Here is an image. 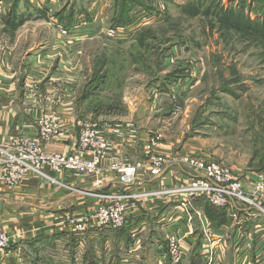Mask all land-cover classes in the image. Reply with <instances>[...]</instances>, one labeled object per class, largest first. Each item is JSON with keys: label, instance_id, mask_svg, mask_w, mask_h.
Instances as JSON below:
<instances>
[{"label": "rangeland", "instance_id": "rangeland-1", "mask_svg": "<svg viewBox=\"0 0 264 264\" xmlns=\"http://www.w3.org/2000/svg\"><path fill=\"white\" fill-rule=\"evenodd\" d=\"M1 1L3 8L14 14L19 10H35L36 6L41 9L49 2ZM53 10V15L70 14L73 18L75 32L66 43L71 44L69 54L73 66L68 69V80L72 84L74 111L83 120L133 126L136 136L132 148L137 155L130 161L135 164L151 160L152 166L161 164V175L154 176L147 169H141L138 176L145 173L157 184L169 173L174 177L180 175V182L170 189H183L190 185L193 172L186 164L177 161L193 156L229 170L234 178L245 180V186H250L253 174L264 168V0H58ZM126 16L130 23L119 28L122 30L118 32L122 33L115 36L112 33L114 20L126 19ZM57 24H54L55 28L59 26ZM19 33L9 35L13 40L8 37V45L17 41ZM24 36L17 42L18 52L35 45V33L26 36L27 39ZM56 37L64 42V37H59L58 33ZM3 51L10 53L7 48ZM45 113L36 119L37 125ZM149 138L159 140L155 141L156 146L148 147ZM122 150L126 160L130 158L123 146ZM0 162L1 171L5 172L1 153ZM178 166L182 167L181 170ZM103 172L114 176L122 187L121 174L108 170L104 164L94 174L69 171L75 177L90 180L91 190L78 189L77 192L95 196L98 203H103L99 196L108 195L102 189L93 188L98 180L104 186L108 184L102 177ZM28 173L35 174L30 170L25 175ZM138 188L137 185L132 191L113 193L134 196L122 200L125 206L122 227L127 223L132 201L147 203L151 197L162 196L164 190L149 192ZM177 197L174 203L171 201L172 206L178 208L174 212L187 214L188 204L193 199L181 194ZM165 199L168 197H162L163 201ZM202 200L214 207L208 200ZM180 207L184 211H179ZM226 211L228 218L237 220V231L246 232L251 217L256 222L258 218L263 224L255 226L257 223H251V228L264 230V215L256 210L235 214ZM67 214L72 215L71 212ZM62 219L63 226H66L65 216ZM122 227L109 229V235L106 232L98 242L87 244V255L98 260L92 261L96 264H158L154 244L155 238L161 234L157 226H147L145 234H137L140 240L136 250L133 246L129 249L118 246L113 231ZM258 238L261 239L262 235ZM171 239L169 237L168 244ZM216 241L220 243L219 239ZM228 241L224 244L227 252L225 264L234 262L241 252L240 246L238 250L234 248L236 242ZM217 242L210 247V264L219 254ZM244 249L243 256L247 261L244 253L248 254L250 245ZM258 257L253 260L264 264V255ZM70 264L85 262L79 257L72 258Z\"/></svg>", "mask_w": 264, "mask_h": 264}, {"label": "crops", "instance_id": "crops-1", "mask_svg": "<svg viewBox=\"0 0 264 264\" xmlns=\"http://www.w3.org/2000/svg\"><path fill=\"white\" fill-rule=\"evenodd\" d=\"M57 1L49 0L41 9L40 6H36L32 11L19 10L15 13L19 17L15 27L0 28V40H4V43H0V153L13 152L14 148L23 142L39 140L36 119L43 112L57 115L59 131L57 142L44 145L45 152L69 154L75 150L78 123L83 117L74 111L71 101L72 84L68 80L70 73L68 69L73 63L69 54L71 44L66 43L70 36L62 35L57 29L58 26L55 28L54 24L63 26L69 35L75 31L64 27L56 14L53 15ZM0 2L2 3L1 0ZM23 2L25 3L24 0H20V3ZM18 31L20 33L17 41L8 45L9 35L15 36ZM34 33V47L27 50L23 48L18 52L17 42L21 40L22 35L27 39L26 36ZM57 33L59 37H64V42L56 40ZM3 48H7L10 53L3 51ZM123 147L130 157L126 162L133 163L130 160L135 158L137 153L133 150L132 144L128 142ZM42 171L46 177L28 173L17 183L5 182L3 178L6 177V173L1 171L0 162V232L5 233L9 239L7 249L0 252V264H43V260H46L45 264H70L72 258L76 260L79 257L85 264L91 262L96 264L97 257L87 255L88 243L98 242L106 232L109 235L111 233L109 229L95 228L91 223L87 231L75 234L62 224L63 216L69 212L74 216L93 214L98 198L77 192L78 189L91 190L90 180L75 177L68 172L56 173L48 167L42 168ZM103 173L102 177L104 176L108 183L102 189L103 193L132 191L133 187L123 189L114 176L108 172ZM139 179L136 183L139 191L152 192L160 188L168 190L175 187L181 177L180 175L174 177L169 173L168 177L161 182L157 181V184H154L155 180L149 179L145 173L141 174ZM242 183L245 186L247 181L242 180ZM137 185L134 187L137 188ZM162 197H151L147 203L131 202L127 223L121 229L113 231L118 246L122 245L128 249L133 246V250H136V244L140 240L137 234H145L147 226L153 225L157 226L161 234L155 238L154 244V255L158 256V264L160 262L173 264L169 253V237L175 238L181 246L179 264H210L205 258L211 259L210 247H214L218 239L219 254L216 261H212L211 264H225L227 252L224 244L225 241L229 242V239L231 243L232 241L237 243L234 247L237 250L240 246V254L246 251L244 247L250 245L249 255L244 253L247 255L246 258L248 257L244 264H257L253 257L258 260V255H264V230L257 231L256 228H251V223H257L255 226L261 224L258 218L256 222L249 216L251 217V222L247 221L249 229L243 233L237 231V220L228 218L225 209V222L216 226L208 218L203 204L189 202L190 208L186 207L187 214H180L174 212L177 206H172L170 200L163 201ZM179 211L184 209L179 208ZM173 213L177 215L173 216ZM118 232H124L129 237L127 244L124 238L117 237ZM261 235L262 238H258ZM240 241L244 244H239ZM76 249L78 255L74 253ZM238 256L231 264H242V259L238 260Z\"/></svg>", "mask_w": 264, "mask_h": 264}, {"label": "built area", "instance_id": "built-area-1", "mask_svg": "<svg viewBox=\"0 0 264 264\" xmlns=\"http://www.w3.org/2000/svg\"><path fill=\"white\" fill-rule=\"evenodd\" d=\"M5 12L0 2V24L1 17ZM58 30L65 37L71 35L63 28L58 26ZM117 30V31H116ZM118 30L112 29V33L119 36ZM57 116L53 114H43L38 120V137L35 142L26 141L14 148L13 152H2L5 164L6 180L16 183L21 180L27 171L35 170V174L46 177L42 171L43 167H48L53 172L69 170L77 174H94L101 165H106L108 170H114L121 174L120 181L124 188L134 187L140 180L137 174L141 169H147L154 176L161 175V164H154L152 161H138L135 164L127 163L123 154L122 146L128 142L133 144L136 131L132 125L123 126L121 124L100 123L81 120L78 123L79 133L75 150L71 154L46 153L44 145L57 142L59 131L57 128ZM160 137V136H159ZM158 140V139H156ZM149 138L148 147H153L155 141ZM159 141V140H158ZM42 142V144H41ZM89 155L87 158L86 156ZM189 157V156H188ZM184 158L177 162L186 164L189 170L195 173L189 186L183 189L170 190L174 192L176 198L169 199L174 203L178 195H182L190 200L206 199L214 207L223 208L235 212H247L256 210L264 215V168L257 171L250 178V186L243 185L242 180L234 178V175L221 166L204 160L202 157ZM159 165L160 167H157ZM172 166L168 165V167ZM181 170V166H178ZM12 171V174L11 172ZM190 176V174H189ZM102 181L98 180L94 188L103 189ZM98 186V187H97ZM169 191H163L162 196H167ZM141 196V195H139ZM137 196V197H139ZM134 198V196H131ZM122 194H108L99 196L103 203L99 202L92 215L74 216L65 215V224L72 233L81 234L89 229L92 223L95 228L116 229L123 225L122 213L125 209L122 200L131 198ZM181 208V207H180ZM235 216V215H233ZM69 224V225H68ZM169 253L173 259V264H179L180 245L179 241L171 237ZM9 245L8 237L0 232V252ZM210 254V252H209ZM238 260L245 262L243 254L239 253ZM210 262V258H205Z\"/></svg>", "mask_w": 264, "mask_h": 264}, {"label": "trees", "instance_id": "trees-1", "mask_svg": "<svg viewBox=\"0 0 264 264\" xmlns=\"http://www.w3.org/2000/svg\"><path fill=\"white\" fill-rule=\"evenodd\" d=\"M56 17L59 21H61L60 23L64 24V27L72 28L73 18L70 14H67L66 16H64L63 13H57ZM16 20H17V17L13 13V11L5 10L4 14L1 17L2 28L15 27L17 25ZM129 23H130V19L128 17L122 20L117 18L116 20H114L112 28L113 29L124 28V27H127ZM193 203L204 205L206 214L214 225L218 226L225 222L224 220L225 210L224 209H218V208L212 207L209 203H207L206 201L202 199H194ZM124 232H118V234L116 235L118 238H124V241L127 244V242L129 241V237L126 234H124ZM91 264L93 263L91 262Z\"/></svg>", "mask_w": 264, "mask_h": 264}, {"label": "bare ground", "instance_id": "bare-ground-1", "mask_svg": "<svg viewBox=\"0 0 264 264\" xmlns=\"http://www.w3.org/2000/svg\"><path fill=\"white\" fill-rule=\"evenodd\" d=\"M60 126V125H59ZM44 168V167H43ZM44 170V169H43ZM33 172H35V170H32ZM48 171V170H47ZM193 172V171H192ZM68 173H69V171H68ZM193 176H195V173L193 172V174H192ZM193 176L190 178V181H191V179L193 178ZM50 177V176H49ZM6 179V178H5ZM55 179V178H54ZM6 182H8L7 180H6ZM18 182V181H17ZM16 182V183H17ZM56 182V181H55ZM60 183V182H59ZM96 186V185H95ZM94 188V187H93ZM170 190H173V189H169V190H166V191H169V192H167V195H168V198L169 199H174V198H176V195L174 194V192H172V191H170ZM174 210H176V208L174 209Z\"/></svg>", "mask_w": 264, "mask_h": 264}]
</instances>
